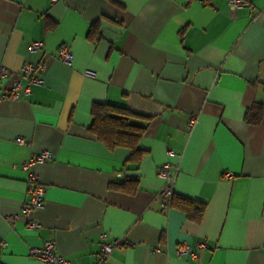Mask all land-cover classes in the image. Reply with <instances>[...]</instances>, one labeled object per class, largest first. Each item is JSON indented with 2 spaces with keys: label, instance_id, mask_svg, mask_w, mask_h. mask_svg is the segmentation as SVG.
Returning a JSON list of instances; mask_svg holds the SVG:
<instances>
[{
  "label": "crops",
  "instance_id": "0c3cea01",
  "mask_svg": "<svg viewBox=\"0 0 264 264\" xmlns=\"http://www.w3.org/2000/svg\"><path fill=\"white\" fill-rule=\"evenodd\" d=\"M245 2L0 0V96L24 62L44 63L26 98H0V264H42L28 248L46 240L92 264L102 233L128 240L108 264H264V114L245 118L264 105V0ZM33 41L43 50L29 53ZM94 103L146 116L133 119L139 160L89 131ZM43 150V203L27 216L22 163ZM165 163L179 167L175 197L205 204L199 221L159 196Z\"/></svg>",
  "mask_w": 264,
  "mask_h": 264
},
{
  "label": "built area",
  "instance_id": "2783aa9c",
  "mask_svg": "<svg viewBox=\"0 0 264 264\" xmlns=\"http://www.w3.org/2000/svg\"><path fill=\"white\" fill-rule=\"evenodd\" d=\"M50 3H54L57 0H49ZM202 2L203 0H197ZM228 6L231 10H235L244 4L245 0H227ZM39 50H43V44L40 41H33L28 44L27 51L29 53H34ZM56 58L62 61L66 65H71L73 61V54L68 45H62L58 48L56 52ZM44 69L43 61L39 60L36 63L24 62L20 67V74L17 79H15L10 87L5 90L0 98L1 99H10L18 101L20 99L26 98L32 91V87L35 85H41L43 83L42 72ZM7 70L4 67L0 68V78L7 74ZM85 73H88L86 71ZM22 80L25 83H22ZM189 127H192L196 123V118L192 117L189 120ZM15 142L18 144H28L25 138L16 137ZM52 157V152L49 150H43L37 154L32 155L22 163V167L27 171L26 184L29 193V199L23 204L22 211L25 215H29L34 209L40 208L43 203L44 197V186L40 183L38 175L33 171V167L36 164H42L49 160ZM179 171L178 166H173L169 163L163 164L157 175L161 177L165 184L159 190V196L163 199L166 206H169V200L173 195V188L176 180L177 173ZM230 172H225L224 177L230 178ZM15 216L11 217V220L14 221ZM28 227L30 229L36 228L37 224L33 221L29 222ZM128 243V240L123 236L120 238H112L105 233L100 235V248L98 255L95 261L92 264H108V258L113 250L119 248ZM198 248H205L206 245L204 242H198L196 244ZM160 246L153 249L154 252L161 251ZM178 252L190 255L195 257V253L190 252V247L187 244H181L178 247ZM28 253L34 258L38 259L42 264H69L68 261L60 254L56 252L55 245L46 240L40 246H31L28 248Z\"/></svg>",
  "mask_w": 264,
  "mask_h": 264
},
{
  "label": "trees",
  "instance_id": "16d2710c",
  "mask_svg": "<svg viewBox=\"0 0 264 264\" xmlns=\"http://www.w3.org/2000/svg\"><path fill=\"white\" fill-rule=\"evenodd\" d=\"M92 121L89 131L97 137L108 149L124 147L130 150V158L139 160L143 150L138 142L144 131V126L133 123V119L146 116L137 114L125 107L108 103H94L91 106ZM264 114V105H254L246 114L250 123H258ZM147 119V118H145ZM176 205L185 211L186 215L199 221L203 216L205 204L186 197H175L169 200V207Z\"/></svg>",
  "mask_w": 264,
  "mask_h": 264
}]
</instances>
